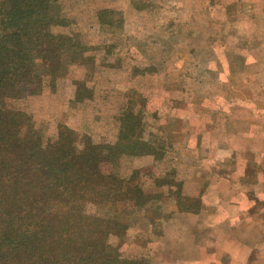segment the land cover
Masks as SVG:
<instances>
[{"label": "rangeland", "instance_id": "rangeland-1", "mask_svg": "<svg viewBox=\"0 0 264 264\" xmlns=\"http://www.w3.org/2000/svg\"><path fill=\"white\" fill-rule=\"evenodd\" d=\"M61 6L83 24L82 39L96 48L90 53L96 62L71 68L54 96L19 106L33 115L45 143L59 125L115 143L119 105L136 93L145 136L166 154L125 157L120 173L146 172L143 186L152 193L161 190L155 176L169 177L194 203H182L180 209L192 207L185 212L172 198L163 208L155 203L163 218L153 226L137 211L121 252L151 264H201L195 245L207 241L197 232L209 224L211 208L224 206L220 195L244 191L241 165L248 161L256 174L255 153L263 146L249 139L264 135L256 128L264 124V0H61ZM104 9L122 19L114 33L102 30L97 14ZM75 81H85L94 98L73 103Z\"/></svg>", "mask_w": 264, "mask_h": 264}, {"label": "trees", "instance_id": "trees-1", "mask_svg": "<svg viewBox=\"0 0 264 264\" xmlns=\"http://www.w3.org/2000/svg\"><path fill=\"white\" fill-rule=\"evenodd\" d=\"M97 15L105 33L122 25L118 11ZM80 25L61 0H0V264H151L121 252L130 218L139 211L159 224L168 198L179 211L192 210L180 209L194 203L181 183L155 176L156 188L175 190L152 193L143 186L146 172L120 173L125 157L166 154L163 144L145 136L136 93L119 105L115 143L96 142L66 125L45 143L33 115L19 106L54 96L71 68L95 64L90 53L96 48L84 43ZM74 87L73 103L95 96L85 81Z\"/></svg>", "mask_w": 264, "mask_h": 264}, {"label": "crops", "instance_id": "crops-1", "mask_svg": "<svg viewBox=\"0 0 264 264\" xmlns=\"http://www.w3.org/2000/svg\"><path fill=\"white\" fill-rule=\"evenodd\" d=\"M257 123L260 125L256 126L257 131L262 128L260 134H264V124ZM249 140L254 145L263 142L255 153L259 159L254 165L256 174L250 171L252 165L248 161L242 163L238 180L244 191H236L234 197L230 193L220 195L224 206L217 211L210 209L209 224L197 232L198 239L207 241L195 245L199 251L202 248L198 259L201 264H264V135L256 132ZM233 190L230 185V191ZM226 199L230 202L225 203Z\"/></svg>", "mask_w": 264, "mask_h": 264}]
</instances>
